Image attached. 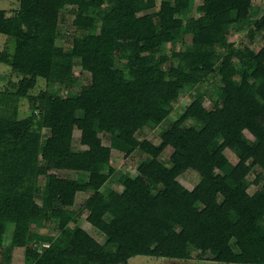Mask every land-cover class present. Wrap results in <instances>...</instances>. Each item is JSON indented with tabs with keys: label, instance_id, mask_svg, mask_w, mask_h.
<instances>
[{
	"label": "trees",
	"instance_id": "trees-1",
	"mask_svg": "<svg viewBox=\"0 0 264 264\" xmlns=\"http://www.w3.org/2000/svg\"><path fill=\"white\" fill-rule=\"evenodd\" d=\"M18 1L13 15L0 10V34L12 43L0 63L18 78L0 90V264H12L17 248L31 264H129L138 256L264 264V190L258 203L247 183L255 167L264 170V41L259 50L238 47L226 30H247L252 41L264 34L253 0H205L194 17L193 0ZM69 8L82 30L71 53L57 45ZM187 37L191 45L177 51ZM210 77H218L211 105L198 92L158 130L182 95ZM39 80L47 87L33 95ZM156 130L160 145L141 136ZM102 135L123 154L147 156L135 178L119 176L121 192L109 185L117 172ZM228 150L249 161L224 175ZM189 170L199 175L193 190L178 180ZM90 192L75 210L78 194ZM83 211L102 241L72 228ZM33 223L56 234L34 233ZM40 242L48 247L35 248Z\"/></svg>",
	"mask_w": 264,
	"mask_h": 264
},
{
	"label": "rangeland",
	"instance_id": "rangeland-1",
	"mask_svg": "<svg viewBox=\"0 0 264 264\" xmlns=\"http://www.w3.org/2000/svg\"><path fill=\"white\" fill-rule=\"evenodd\" d=\"M158 4H160L163 0H156ZM205 2V0H193L192 2V8H191V14L190 17L199 16L202 13V4ZM254 6H257L261 9L262 15L264 14V2L262 0H253ZM20 3L18 0H0V10H6L8 11V15H13L17 12L19 9ZM72 8H69L66 11H63L61 13V20L59 25V36L57 39V45L59 47L64 48L65 52L71 53L72 52V44L73 41L78 40L82 36V30L79 28L80 25V18L75 15L72 11ZM226 30L228 32V40L230 42H233L238 47L243 46H249L252 49L259 50L263 44L264 41V34L263 33H256V37L254 41L250 39L249 31L239 29L237 27L228 26L226 27ZM191 45V38L187 37L186 42L178 43L175 46V49L177 51L183 50L185 47ZM12 46V43H9V40L6 36L0 34V50L8 49ZM221 49V48H220ZM168 50H172V46H168ZM80 70L77 68V71ZM84 81L82 82L84 84L90 83V74L85 73L83 74ZM218 80V77H210L204 84L199 85L197 88L193 90L186 91L179 102L174 104V111L172 115L166 119L160 128L166 129L170 127L171 124L176 122V120L179 118V116L183 113L184 110L187 109L191 105V103L195 100V95L198 92L208 93V100L206 101V106H210V98L214 96V83ZM17 82L18 78L15 74L12 73L11 68L8 67L5 64L0 63V90H5L6 88H9V83ZM47 85L46 82L43 80H39L38 86L31 92V94L36 95L41 90L46 89ZM21 111L23 116H27L29 113V105L28 101L22 100L21 102ZM158 130L151 131L147 134L141 135L142 138H147L148 140L160 145V139L158 138ZM246 135L252 139V136L246 132ZM47 136V133L45 134ZM80 132H75L76 139L79 138ZM100 138V145L103 149L108 150L111 152L112 155V166L116 170L117 175L116 177H113L109 185L115 189L118 192L122 191V187L120 186L118 182V178L122 173H127L131 177L135 178L138 175V168L139 166L146 161L147 156L143 154L140 151L135 152L133 155L129 154H123L119 150L112 147V145L109 142V138L105 135H102ZM76 147L78 146V143H76ZM226 155L229 159V162L227 166L220 171L221 174L229 175L240 162H248L249 159L243 157L238 151H230L228 150L226 152ZM164 162H167V157H162ZM43 163H45L54 173L57 172V164L53 160H44ZM256 173H252L251 176L248 178V192L249 194L258 202L260 203L262 201L261 192L264 190V170L255 167ZM61 176H66L68 178L76 179L78 177H81L79 174L76 173H68V172H58ZM257 174H261L263 176V179L258 176ZM179 182L185 186L189 190H193L197 184L199 183V175L197 172L193 170L187 171L184 175H182L179 179ZM230 185L234 186L233 183L230 181ZM93 192H90L88 194H78L76 203L74 205V209L77 211H82L84 204L86 200L89 198L90 194ZM220 205L226 210L229 211L231 209V205L228 202V200L224 198H220ZM262 215L261 211L258 210L255 213V217L258 219ZM88 212L83 211L81 214V218L77 223H74L72 228L81 227L87 232H89L95 239L102 241L103 234L92 227V225L87 221ZM14 225L10 224L8 227L7 234L5 236L4 245L9 246L12 241V235H13ZM33 232L38 233L40 235H54L55 230L54 226L51 224H45V225H39L38 223H33ZM35 245V244H34ZM48 247V244H45L43 242L38 243V245H35V248L41 249L42 247ZM235 250L238 251V249L235 247ZM25 259V249L17 248L14 250L13 253V260L12 264H31L32 261L29 259H25L26 263L24 261ZM129 264H219L212 262L208 258H205V260H200L196 257L191 260H179V259H169V258H156V257H145V256H138L129 261Z\"/></svg>",
	"mask_w": 264,
	"mask_h": 264
}]
</instances>
